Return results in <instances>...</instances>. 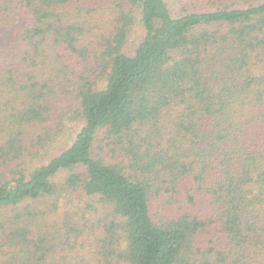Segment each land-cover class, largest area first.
<instances>
[{
  "label": "trees",
  "instance_id": "1",
  "mask_svg": "<svg viewBox=\"0 0 264 264\" xmlns=\"http://www.w3.org/2000/svg\"><path fill=\"white\" fill-rule=\"evenodd\" d=\"M0 264H264V0H0Z\"/></svg>",
  "mask_w": 264,
  "mask_h": 264
},
{
  "label": "rangeland",
  "instance_id": "2",
  "mask_svg": "<svg viewBox=\"0 0 264 264\" xmlns=\"http://www.w3.org/2000/svg\"><path fill=\"white\" fill-rule=\"evenodd\" d=\"M184 1H186V0H169V2H170L172 7H174L175 4H179L180 2H184ZM139 40H140V38H139L138 31H133L128 46L129 47H135L136 44H137V41H139ZM96 46H97V49L102 50V48L99 45H96ZM83 126H84L83 122H81V121H77V122L69 125V127L67 129V133L64 136V138H65L64 141H69L71 137L74 138L77 134H79V132L81 131ZM64 204H65L64 202H62V201L60 202V206H61L60 212H64L65 210H69L70 203H67L66 206ZM85 204H86V202H85ZM85 204H84V202H81L80 203V206H81L80 209H74V210H76L79 213V216L76 218L77 220L80 217H85L87 219L88 218L89 219H94L97 216V215L94 216V215L87 214V212H85V210L87 211V209L85 207ZM67 213H68V211H66V214ZM53 218H54V221H55L56 220V215H53ZM54 221H52L50 224H52Z\"/></svg>",
  "mask_w": 264,
  "mask_h": 264
}]
</instances>
